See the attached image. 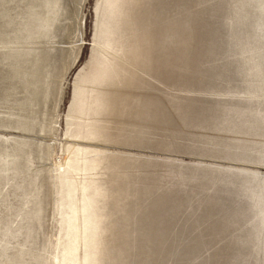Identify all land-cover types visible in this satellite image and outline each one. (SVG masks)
<instances>
[{"label": "rangeland", "instance_id": "374dc122", "mask_svg": "<svg viewBox=\"0 0 264 264\" xmlns=\"http://www.w3.org/2000/svg\"><path fill=\"white\" fill-rule=\"evenodd\" d=\"M69 3L0 0V264H264V0Z\"/></svg>", "mask_w": 264, "mask_h": 264}, {"label": "bare ground", "instance_id": "6f19581e", "mask_svg": "<svg viewBox=\"0 0 264 264\" xmlns=\"http://www.w3.org/2000/svg\"><path fill=\"white\" fill-rule=\"evenodd\" d=\"M70 1V3H69V6H68V8H67V12L69 11V13H76V11H77V7H78V5H79V1L80 0H69ZM68 5V4H67ZM63 7H65V6H63ZM65 11V10H64ZM61 27V26H60ZM59 27V28H60ZM69 27H70V25H69ZM73 27L75 28V23L73 22V24H72V29H73ZM66 30H68V28L66 27V25H63L62 26V28H61V35L62 34H64L65 32H66ZM69 31V30H68ZM71 31V30H70ZM80 34H81V29H80ZM80 34H79V36H80ZM63 36V35H62ZM62 56H63V58H61V60L63 59L64 60V63L66 64V66L68 65V64H70V62L72 61V59L75 57L74 55H75V49H74V47H67V48H65V50L63 51V53L61 54ZM77 59V58H76ZM76 61V60H75ZM67 69H69V68H67ZM67 69H65L64 70V72L65 71H67ZM57 71V70H56ZM63 72V73H64ZM60 73V72H59ZM62 73V74H63ZM55 84H53V88L55 89ZM52 92H54V90H52ZM92 238V237H91ZM90 238V239H91ZM46 262V261H45ZM46 264H47V262H46Z\"/></svg>", "mask_w": 264, "mask_h": 264}, {"label": "water", "instance_id": "95a60500", "mask_svg": "<svg viewBox=\"0 0 264 264\" xmlns=\"http://www.w3.org/2000/svg\"><path fill=\"white\" fill-rule=\"evenodd\" d=\"M76 60H77V59H76ZM75 62H76V61H75ZM75 62H74V63H75ZM74 63H73V64H74ZM73 64L69 67V69L73 66ZM67 70H68V69H67Z\"/></svg>", "mask_w": 264, "mask_h": 264}]
</instances>
